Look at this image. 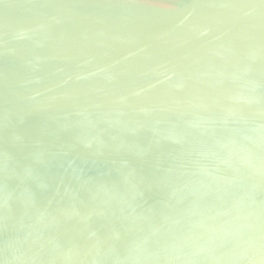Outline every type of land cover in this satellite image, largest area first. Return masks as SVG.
I'll return each instance as SVG.
<instances>
[{"label": "water", "instance_id": "1", "mask_svg": "<svg viewBox=\"0 0 264 264\" xmlns=\"http://www.w3.org/2000/svg\"><path fill=\"white\" fill-rule=\"evenodd\" d=\"M0 264H264V0H0Z\"/></svg>", "mask_w": 264, "mask_h": 264}]
</instances>
